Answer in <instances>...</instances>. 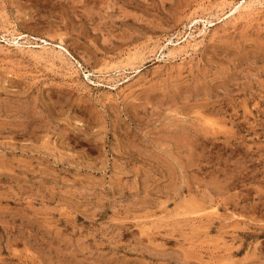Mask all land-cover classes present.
Instances as JSON below:
<instances>
[{
  "label": "rangeland",
  "instance_id": "rangeland-1",
  "mask_svg": "<svg viewBox=\"0 0 264 264\" xmlns=\"http://www.w3.org/2000/svg\"><path fill=\"white\" fill-rule=\"evenodd\" d=\"M0 264H264V0H0Z\"/></svg>",
  "mask_w": 264,
  "mask_h": 264
},
{
  "label": "bare ground",
  "instance_id": "bare-ground-1",
  "mask_svg": "<svg viewBox=\"0 0 264 264\" xmlns=\"http://www.w3.org/2000/svg\"><path fill=\"white\" fill-rule=\"evenodd\" d=\"M245 4H246V3H245ZM241 5H242V4H241ZM241 5H240V6H238V7L242 8V6H241ZM247 5H250V3H249V4H246V6H247ZM243 6H244V5H243ZM238 7H237V8H238ZM248 7H249V6H248ZM243 9H245V7H244ZM243 9H242V10H243ZM236 10H237V9H236ZM238 10H239V9H238ZM234 12H235V11H234ZM234 12H232V13H234ZM228 16H229V15H228Z\"/></svg>",
  "mask_w": 264,
  "mask_h": 264
}]
</instances>
